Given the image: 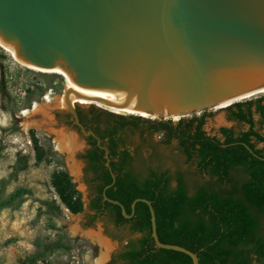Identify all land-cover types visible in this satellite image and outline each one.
<instances>
[{"label":"water","instance_id":"95a60500","mask_svg":"<svg viewBox=\"0 0 264 264\" xmlns=\"http://www.w3.org/2000/svg\"><path fill=\"white\" fill-rule=\"evenodd\" d=\"M1 45L30 67L62 71L106 97L96 101L162 122L264 90V0H0ZM70 94L76 125L101 146ZM104 201L132 218L120 202L106 194ZM138 202L150 207L156 246L200 264L192 251L162 243L152 204L139 199L133 213Z\"/></svg>","mask_w":264,"mask_h":264},{"label":"trees","instance_id":"16d2710c","mask_svg":"<svg viewBox=\"0 0 264 264\" xmlns=\"http://www.w3.org/2000/svg\"><path fill=\"white\" fill-rule=\"evenodd\" d=\"M0 58L8 59L1 48ZM223 110L229 121L249 129L224 127L220 137L211 136L205 129L206 113L177 124L96 110L90 118L80 115L109 151V166L106 151L95 140L86 156L95 175L90 206L96 212L94 220L104 216L139 236L121 251L123 264H193L184 253L156 246L148 204L138 202L133 213L132 205L139 199L152 204L160 241L192 251L200 264H264V160L259 158H264V149L258 148L264 145V97ZM255 114L261 117L262 131L256 129ZM129 131H141L140 144ZM155 134L164 137L160 146L153 143ZM174 143L180 159L161 148L172 149ZM143 149L149 150L148 156ZM35 151L42 163L45 151L37 140ZM52 186L72 212L83 210L67 171L55 172ZM4 190L5 183L0 188V214L15 210L33 194L19 188L5 198ZM104 194L120 202L132 218L124 216L122 207L104 201Z\"/></svg>","mask_w":264,"mask_h":264},{"label":"rangeland","instance_id":"374dc122","mask_svg":"<svg viewBox=\"0 0 264 264\" xmlns=\"http://www.w3.org/2000/svg\"><path fill=\"white\" fill-rule=\"evenodd\" d=\"M0 48L8 55L6 60L0 58V188L5 183V198L19 188H27L33 192L21 206L15 210H4L0 214V264H96L97 258L105 254H107L105 264H109L111 259L126 247L124 244L126 240H136L139 236L132 235L129 231L117 233L113 229V223L107 218L96 219L93 230L83 228L88 223L91 194L84 185L83 164L77 160V155L84 153L85 142L66 131L63 126L58 127L55 122L56 115L62 116L68 111L67 107L62 108L60 105V99L65 97L67 92L66 79L58 74L31 71L18 64L6 50ZM261 97H264V93L239 102ZM234 103L205 112L207 115L205 129L209 135L220 137L219 131L224 127L234 128L237 132L249 129L248 125H239L228 120V113L223 109ZM36 104L42 105L47 112L45 115L33 116L31 121L37 124L24 130L23 113ZM78 106L85 112L94 107L96 111L113 113L109 109L95 105L90 107L77 105V109ZM202 115L201 113L168 118L165 122L177 124L181 120L199 118ZM123 116L143 117L142 119L152 123L160 121L149 115ZM254 119L256 129L262 131L260 115L255 114ZM38 124L42 125V128H39ZM56 133L75 138L77 144L72 156L56 151L54 144ZM129 133L136 144L141 143V131ZM163 139L161 134H155L153 143L160 146ZM35 140L45 151V160L42 163L37 162ZM176 147V143L172 149L161 146L174 158L180 159L179 152L175 151ZM258 148L264 149V145L260 144ZM149 153V150L143 149L144 156H148ZM58 171L69 173L83 202L81 212H72L53 188L52 177ZM105 230L109 237L103 235ZM110 237H114L115 241L112 242ZM92 238L103 240L108 248H103Z\"/></svg>","mask_w":264,"mask_h":264},{"label":"bare ground","instance_id":"6f19581e","mask_svg":"<svg viewBox=\"0 0 264 264\" xmlns=\"http://www.w3.org/2000/svg\"><path fill=\"white\" fill-rule=\"evenodd\" d=\"M1 47L4 50H6L14 58V60L18 64L26 67L27 69H29L31 71H35V72H39V73L58 74V75L64 77L67 81V91H69L71 93L70 94V102L74 106L81 105L84 107H90L92 105H95V106L100 107V108L109 109L113 113L119 114V115H128V114H138V115H143V116L147 115V114L137 113L136 111H132V110L120 109L119 107H114V105L113 106L108 105L106 102L96 101L99 99L106 100V97L102 94H99V93H96V92L90 91L88 89H84L82 87L77 86L76 84L71 82L67 78L66 74L62 71H52V72L42 71L41 72L38 69L30 67L29 65H27V64L23 63L22 61H20L19 59L15 58L13 53L9 49L4 47L3 45H1ZM261 93H264V90L261 92H257V93L251 94L249 96L240 98L238 100L232 101V102L224 104V105H229V104L234 103V102H239L241 100L249 99V98L254 97L256 95H259ZM77 94L80 96H77ZM60 105H62V108H65L67 106V101H66L65 97H62L60 99ZM46 112L47 111L40 104H36L32 109L25 110L23 113L24 121L22 124L24 130H28L31 126L33 127V125L37 124L35 122L32 123L31 119L33 116H35L36 114H44L45 115ZM173 118H176V117H173ZM38 125H40V124H38ZM39 128H42V125H40ZM55 135L56 136H55L54 144L56 145V151L59 153H66V154H69L72 156L74 154V151L76 149V144H77L75 138L74 137H66L63 134H58V133H56ZM90 235L92 236V234H90ZM90 235H88V236H90ZM96 238H98V237H96ZM92 239H94V238H92ZM93 241L101 244V246H103V248H108V245L105 242H103V240H101V239H96V240L94 239ZM106 255L107 254H105V256H101V257L97 258L96 264H105V261L107 260Z\"/></svg>","mask_w":264,"mask_h":264},{"label":"flooded vegetation","instance_id":"af4514ba","mask_svg":"<svg viewBox=\"0 0 264 264\" xmlns=\"http://www.w3.org/2000/svg\"><path fill=\"white\" fill-rule=\"evenodd\" d=\"M94 110H95V108L92 107V108H90L89 111L85 112V111H83L81 109L80 106H78L77 112H78L79 117L81 115L85 119V118H90L92 116V113L94 112ZM55 122L57 123V126L58 127L63 126L66 131L75 134L79 139H83L84 142H85L86 149H85L84 153L82 155H77V160L83 164V172L82 173H83L84 185L86 186L87 190H89V192L91 194L90 195V202H89V211L90 212L87 215V222L88 223L86 225H84L83 228L84 229H88V230H93L94 229L93 228V223L95 222L94 217L96 216V212L92 211L90 209V206H91L92 200L94 199V194H93V191H92V186H93V183H94V180L93 179L95 178V175H94V173L92 171L89 170L88 159L86 158V156H87V154H88L89 151H91V150L94 149L92 147V141L93 140L97 141V139L94 138L93 136H90V137H87V138L84 137L82 130L76 125L75 120H74V117H73L72 113L69 112V111L65 112L62 116H60V115L57 116L56 115L55 116ZM80 122L82 123L81 118H80ZM82 124H83V126L85 127V129L87 131H93L94 132V129L92 127L87 126L84 123H82ZM96 136L99 137L97 134H96ZM100 140H101V138H100ZM97 143H98V141H97ZM100 147H103L104 149H102V148L101 149L104 150V151H106L105 157L108 159V163H110V161H109V151L107 150V148L105 146H103L102 140H101V146ZM107 166H108V164H107ZM97 219H106V217L101 216V217H99ZM112 223H113V229L117 233H122V232L129 231L127 227H117L114 222H112ZM106 231L107 230H105L103 232V235L105 237H109V236H107V232ZM114 239H115L114 237H110V240L112 242L115 241ZM130 240L131 239L126 240V242L124 244L127 245ZM124 249H125V247L122 248V251ZM120 253H118L117 255H115L111 259V261H110L109 264H120V263L123 264L120 261V259H119Z\"/></svg>","mask_w":264,"mask_h":264},{"label":"built area","instance_id":"2783aa9c","mask_svg":"<svg viewBox=\"0 0 264 264\" xmlns=\"http://www.w3.org/2000/svg\"><path fill=\"white\" fill-rule=\"evenodd\" d=\"M42 264V263H41ZM43 264H49V263H43Z\"/></svg>","mask_w":264,"mask_h":264}]
</instances>
